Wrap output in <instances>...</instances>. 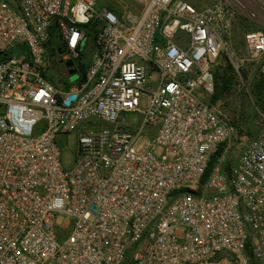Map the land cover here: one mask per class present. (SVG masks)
Returning <instances> with one entry per match:
<instances>
[{
  "label": "built area",
  "instance_id": "1",
  "mask_svg": "<svg viewBox=\"0 0 264 264\" xmlns=\"http://www.w3.org/2000/svg\"><path fill=\"white\" fill-rule=\"evenodd\" d=\"M126 1L0 0V264H264V115L235 142L210 105L264 32L238 58L230 0Z\"/></svg>",
  "mask_w": 264,
  "mask_h": 264
},
{
  "label": "rangeland",
  "instance_id": "2",
  "mask_svg": "<svg viewBox=\"0 0 264 264\" xmlns=\"http://www.w3.org/2000/svg\"><path fill=\"white\" fill-rule=\"evenodd\" d=\"M97 8L112 7V0H93ZM188 3L197 4L200 0H182ZM126 3L131 6V8L141 9L142 3L135 2L134 0H127ZM231 5L235 8V16L232 21L231 27V46L235 49L238 58H244L245 51L243 47V36L246 32L264 30V0H230ZM90 44L87 45L88 51L86 55L89 56ZM228 62L232 66L231 59H229L225 54ZM219 58L215 61V64H219ZM261 63L264 64V58ZM262 64L257 66L246 64L237 75V84L235 88L222 100H220L215 106L224 115L229 122L232 124H237V135L234 139L235 142L239 136H244L246 138H251L256 135L258 131L262 128L261 116L264 115V108L257 107L255 105V98L250 93L251 83L257 76V72H261ZM233 68V66H232ZM234 70V68H233ZM235 71V70H234ZM61 67L57 65L52 67L48 71V75L57 80L60 76ZM262 73V72H261ZM263 74V73H262ZM264 75V74H263ZM239 79L242 80L243 85L239 84ZM61 142V140H60ZM242 146H238L231 153V161H235L237 157L241 154ZM71 153L66 150L63 152L62 165L64 169H70L69 159Z\"/></svg>",
  "mask_w": 264,
  "mask_h": 264
},
{
  "label": "trees",
  "instance_id": "3",
  "mask_svg": "<svg viewBox=\"0 0 264 264\" xmlns=\"http://www.w3.org/2000/svg\"><path fill=\"white\" fill-rule=\"evenodd\" d=\"M111 9V7H109ZM264 32V30H259ZM79 62L77 65V70L80 76H84L86 69L89 66V56L81 55L79 58ZM263 64V63H262ZM257 76L254 78L251 83L250 93L255 98V105L257 107L264 108V75L259 72L256 74ZM213 80H214V90L213 94L210 98V105H216L220 100L224 98V96L228 95L233 88H235L237 84V75L233 70L231 64L228 62L225 56H221L219 58V64H215L213 66ZM237 127V124H233ZM255 136V135H254ZM224 145H220L217 148L216 153L212 156L206 172L202 178L201 183L203 184L208 177L213 165L215 164L217 158L223 151Z\"/></svg>",
  "mask_w": 264,
  "mask_h": 264
},
{
  "label": "crops",
  "instance_id": "4",
  "mask_svg": "<svg viewBox=\"0 0 264 264\" xmlns=\"http://www.w3.org/2000/svg\"><path fill=\"white\" fill-rule=\"evenodd\" d=\"M214 0H200L196 5L190 3L191 5H193L197 10H203L205 9L207 6L211 5L213 3Z\"/></svg>",
  "mask_w": 264,
  "mask_h": 264
},
{
  "label": "water",
  "instance_id": "5",
  "mask_svg": "<svg viewBox=\"0 0 264 264\" xmlns=\"http://www.w3.org/2000/svg\"><path fill=\"white\" fill-rule=\"evenodd\" d=\"M65 68L68 70V73L72 75V79H74V75L76 74L77 70L74 68V64L72 61H67L64 63Z\"/></svg>",
  "mask_w": 264,
  "mask_h": 264
}]
</instances>
